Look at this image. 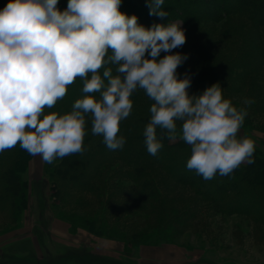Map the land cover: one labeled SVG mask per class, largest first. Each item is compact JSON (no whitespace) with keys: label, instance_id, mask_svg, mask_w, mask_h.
Returning a JSON list of instances; mask_svg holds the SVG:
<instances>
[{"label":"clouds","instance_id":"clouds-1","mask_svg":"<svg viewBox=\"0 0 264 264\" xmlns=\"http://www.w3.org/2000/svg\"><path fill=\"white\" fill-rule=\"evenodd\" d=\"M57 4L9 0L0 11V152L19 143L48 164L82 153L86 114L93 117V135L102 136L110 150L121 149L126 141L117 135L119 125L130 115V97L139 88L154 101L143 133L149 154L163 147L158 126L166 130L162 137L174 141L179 135L191 146L186 166L205 180L254 163L255 142L237 138L246 109L224 99L219 83L189 95L191 76L178 78L177 68L189 59L172 52L186 42L183 22L146 28L136 15L120 11L121 0H68L64 11ZM163 5L164 0H146L150 16L167 17ZM161 52L166 55L159 58ZM108 63L117 65V75L107 68L102 78L98 70ZM77 77L84 80V93L100 92L101 99L85 95L68 114H44Z\"/></svg>","mask_w":264,"mask_h":264},{"label":"trees","instance_id":"trees-1","mask_svg":"<svg viewBox=\"0 0 264 264\" xmlns=\"http://www.w3.org/2000/svg\"><path fill=\"white\" fill-rule=\"evenodd\" d=\"M7 3H9V0H0V11ZM67 4L68 0H58L57 8L64 11ZM163 9L168 13V16L161 19L149 15L146 0H121L120 6L121 12L129 16L136 15L138 24H142L146 28H150L157 23L183 22L182 27L185 29L186 42L190 39L189 46L191 45V48L186 49L188 52L197 45L195 37H199L203 33L202 31L205 32L200 23H222L220 33L223 36L230 33H236V35H238V32L240 33V28L245 24L238 21L240 18H246L256 27L264 26V0H164ZM244 42H247L245 43L246 49H242L236 57L226 61L222 69H216L217 67L211 63V59L206 53L200 55L194 51L188 61L177 68L178 78H183L186 73L191 76L192 83L191 87L187 89L188 93L198 95L199 92L215 83L220 84L222 96L224 89L226 92L233 89L234 79L247 76L248 71L256 65L253 59L254 55L250 50L254 47L249 46L254 45L255 42L247 37L244 38ZM107 68L109 67L103 65L98 70L102 78L103 71ZM112 75L115 76L113 71ZM90 76L91 73L88 75L89 79ZM83 86L84 80L77 77L71 85L67 86L66 95L59 99L53 108H45L44 114H48L47 111L50 113L56 112L58 115L68 114L73 110L75 101L82 99L85 95H93L97 100L101 99L100 92L84 93L82 91ZM73 97L75 98L74 101L70 99ZM262 102L261 105L257 101L243 106H240L238 102L232 105L236 108L240 106V109H246L247 113L248 111L253 113L258 110L264 112V102L263 104ZM142 104H134L129 119L120 122V130L117 135L118 137H125L126 141L121 149L110 150L103 142L102 136L93 135L92 133L84 139V151L82 153H75L63 158L57 157L51 164L45 162V168L50 176L53 190L52 197L60 203L65 204L66 197L69 198L70 193L73 194L77 191L91 193L97 198L102 197L99 206L95 202L94 210L91 208L87 216H71L70 218H75L76 221L80 222L85 221L86 225L94 226L96 233L102 234L101 232L104 230L102 223L99 226L97 225L99 211L109 208L113 210L112 213H115L120 209L121 204L112 198V193L116 192L117 194L118 190L115 185H111L112 177L110 175L101 176L98 171L106 169L115 160L129 166V170L125 174L134 185L130 189L131 192L128 193L129 198L134 200L133 207L125 206L127 207L126 211H143L144 214L157 216L158 219L163 212L166 216L169 203L167 201L168 197L163 194L162 185L165 184L164 186H166L171 182L191 187L198 196L214 202L220 209L229 213L241 211L237 209L248 205L251 199L247 200L248 193L244 190V187L259 188V178L264 180L263 151H257L259 149L256 148L253 154L254 163H247L246 166L240 165L229 176H220L217 173L211 180H205L195 170L187 168L191 146L184 142L179 135L176 140L169 141L166 135L163 137L161 135L166 130H162L157 126V138L161 139L163 147L155 156L148 153L143 133L148 123H150V108L152 105L149 101ZM177 132L179 133V131ZM31 158L32 155L22 149L19 143L13 148L0 152V210L12 218L13 221L18 222L20 220L23 210L29 204V182L25 173L28 170ZM251 171L253 176L249 177L248 173ZM97 179L102 183L105 181V184L112 189L105 198L102 196L104 190L97 183ZM44 192V187L40 185L35 195L37 202L36 215L41 224L47 223L48 199ZM118 193L120 192L118 191ZM238 196L246 197L244 200L238 201ZM256 197L257 200L252 199L250 203L251 208L264 204V195ZM165 220V217H163L158 227L163 226L167 234L169 221L165 224ZM116 222L115 219L111 224L114 225ZM45 224L36 229V236L41 243L44 242L46 233L43 228ZM116 230L122 233L124 238L130 236L133 239H141V236L145 235L140 232L129 233L130 231L126 230ZM47 252L49 253L48 257L40 258L27 244L22 243L16 249H11L6 253L3 252L1 260L3 262L4 260L6 262L13 261V264H123L122 261L109 259L85 249L66 248L64 252L57 251L56 255Z\"/></svg>","mask_w":264,"mask_h":264},{"label":"rangeland","instance_id":"rangeland-1","mask_svg":"<svg viewBox=\"0 0 264 264\" xmlns=\"http://www.w3.org/2000/svg\"><path fill=\"white\" fill-rule=\"evenodd\" d=\"M238 21L245 23L239 30L241 34L230 33L226 36L220 33L222 23H200L205 32L202 31L204 34L195 37L197 45L188 52L186 49L191 48L189 39L182 47L173 49L172 52L186 53L189 58L194 51L200 55L206 53L216 69H222L226 61L236 57L242 49H246L247 42H244V38H250L255 42L254 45H249L250 43L248 45L255 48L250 50L256 65L248 71L247 76L234 79L233 89L227 92L224 89L223 96L232 104L238 102L240 106L246 105L245 100L257 101L261 105V102H264V26H253L246 18H240ZM111 54L109 50L108 55ZM164 55L166 53L161 52L159 58ZM105 65L117 75V65L111 63ZM70 99L75 100L74 97ZM130 99L133 100H131L133 105L147 101L151 105L154 103L146 95L145 90L139 88L133 92ZM240 106L237 107L238 110ZM47 113L50 114L49 111ZM129 116L121 122L128 120ZM92 120L91 114L85 115L84 139L92 134ZM181 123L177 121V131H180ZM243 137L252 139L255 142V149L264 152V112L248 111L237 133V138ZM112 163L113 166L109 165L106 169L99 170L98 174L112 177L111 185L118 188L117 194L112 191V198L121 205L115 213L109 208L99 211L97 225L102 223L104 228L100 234L94 231V226H88L85 221H76L70 217L87 216L91 208L94 210L95 202L99 206L102 197L97 198L91 193L77 191L70 193L69 198L66 197L65 204L60 203L52 197L53 190L45 162L38 155L32 156L25 173L29 182V204L23 210L20 220L13 221L0 210V261H2L0 264H13V261L1 260L3 252L16 249L22 243L27 244L40 258L48 257L47 251L56 255L57 251L64 252L66 248H75L122 261L123 264H264V204L252 208L250 204L252 199L257 200L256 196L264 195L263 179L259 178V188L244 187L248 193L247 200L251 201L237 209L241 211L234 213L223 211L214 202L201 198L191 187L172 182L168 183L167 187L164 184L162 191L168 197V213L164 216L163 212L158 219L157 216L144 214L143 211L125 210L127 209L125 206L133 207L134 203L128 195L134 185L125 174L129 166L117 160ZM246 164L247 161L241 163L242 166ZM248 176H253L252 171ZM96 181L104 190L102 196L107 197L112 189L105 181L104 183L98 179ZM40 185L44 187L48 199L47 223L45 222L47 225L39 223L36 215L35 195ZM242 198L238 196L237 200H244ZM163 217L166 219L165 224L169 221L167 234L163 226L158 227ZM108 219L111 222L116 219L118 223L112 225ZM44 224L46 233L44 242L41 243L36 236V229ZM62 225H65L64 229ZM116 229L145 235L141 236L142 240L130 236L124 238Z\"/></svg>","mask_w":264,"mask_h":264},{"label":"crops","instance_id":"crops-1","mask_svg":"<svg viewBox=\"0 0 264 264\" xmlns=\"http://www.w3.org/2000/svg\"><path fill=\"white\" fill-rule=\"evenodd\" d=\"M61 226V225H60ZM63 226V228L62 229H64V227H65V225H62Z\"/></svg>","mask_w":264,"mask_h":264}]
</instances>
